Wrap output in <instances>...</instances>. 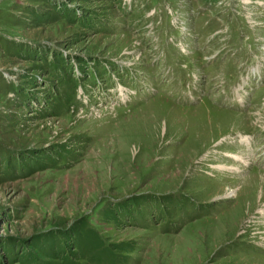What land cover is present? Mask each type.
Wrapping results in <instances>:
<instances>
[{"label":"rangeland","instance_id":"rangeland-1","mask_svg":"<svg viewBox=\"0 0 264 264\" xmlns=\"http://www.w3.org/2000/svg\"><path fill=\"white\" fill-rule=\"evenodd\" d=\"M0 264H264V0H0Z\"/></svg>","mask_w":264,"mask_h":264},{"label":"bare ground","instance_id":"bare-ground-1","mask_svg":"<svg viewBox=\"0 0 264 264\" xmlns=\"http://www.w3.org/2000/svg\"><path fill=\"white\" fill-rule=\"evenodd\" d=\"M237 91V90H236ZM239 97V96H238ZM228 170V169H227ZM77 187V186H76ZM229 193H232V192H228V195H229Z\"/></svg>","mask_w":264,"mask_h":264}]
</instances>
